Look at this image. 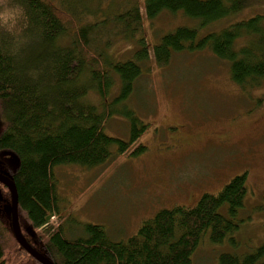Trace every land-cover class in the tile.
I'll return each mask as SVG.
<instances>
[{
  "label": "trees",
  "instance_id": "16d2710c",
  "mask_svg": "<svg viewBox=\"0 0 264 264\" xmlns=\"http://www.w3.org/2000/svg\"><path fill=\"white\" fill-rule=\"evenodd\" d=\"M257 3H134L113 16L126 38L140 30L144 17L153 19L163 11L179 12L196 25L176 26L150 46L141 37L130 57L108 60L91 44L96 24L78 20L84 12L74 10L75 2L62 7L54 0L0 1V172L15 184L20 229L31 246L54 264H192L203 236L221 243L239 226L245 174L232 177L216 194L203 193L193 206L159 209L127 239L114 240L103 226L91 223L80 225L81 235L67 237L53 168L89 169L114 154L134 157L145 150L140 136L149 123L129 98L135 81L153 69L150 57L161 68L176 53L208 49L228 63L229 77L241 90L263 85L264 13L209 29ZM90 94L99 106L88 99ZM117 116L126 120V137L104 130L106 120ZM9 209L10 192L0 183V264H41L15 239ZM56 215L57 227L50 222ZM213 264H264V243L241 256L222 252Z\"/></svg>",
  "mask_w": 264,
  "mask_h": 264
},
{
  "label": "rangeland",
  "instance_id": "374dc122",
  "mask_svg": "<svg viewBox=\"0 0 264 264\" xmlns=\"http://www.w3.org/2000/svg\"><path fill=\"white\" fill-rule=\"evenodd\" d=\"M54 1L62 7H73L75 2L74 10L84 12L78 14L82 19L76 16L78 20L96 24L91 44L108 60L130 57L141 37L150 46L176 26L196 25L179 12L163 11L153 19L144 17L140 30L126 38L113 16L142 0ZM255 13H264V0L209 29ZM148 62L153 69L135 81L129 98L149 123L140 136L145 150L134 157L114 154L89 169L53 168L63 197L65 236H79L80 225L91 223L103 226L114 240L127 239L159 209L193 206L203 193L216 194L232 177L245 174L247 191L237 214L239 226L221 243L203 236L192 264H213L222 252L241 256L253 251L264 243V84L241 90L229 77L228 63L208 49L176 53L161 68L153 66L152 57ZM88 99L99 106L95 94ZM104 130L126 137L125 118H108ZM50 220L55 227L60 224L57 215Z\"/></svg>",
  "mask_w": 264,
  "mask_h": 264
},
{
  "label": "water",
  "instance_id": "95a60500",
  "mask_svg": "<svg viewBox=\"0 0 264 264\" xmlns=\"http://www.w3.org/2000/svg\"><path fill=\"white\" fill-rule=\"evenodd\" d=\"M0 183L10 192V220L11 228L18 244L35 260L41 264H54L43 252L31 246L21 232L18 220V199L17 191L13 180L6 174L0 172Z\"/></svg>",
  "mask_w": 264,
  "mask_h": 264
}]
</instances>
